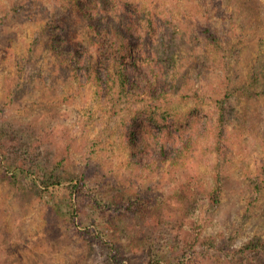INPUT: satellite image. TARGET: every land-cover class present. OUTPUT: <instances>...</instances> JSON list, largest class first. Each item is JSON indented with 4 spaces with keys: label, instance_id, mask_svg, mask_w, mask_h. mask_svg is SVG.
<instances>
[{
    "label": "rangeland",
    "instance_id": "rangeland-1",
    "mask_svg": "<svg viewBox=\"0 0 264 264\" xmlns=\"http://www.w3.org/2000/svg\"><path fill=\"white\" fill-rule=\"evenodd\" d=\"M153 1L166 6L171 0ZM193 1L200 0L177 2L186 7ZM59 2L0 0V264H112L111 258L115 264H148L151 249L174 263L264 264V103L245 109L244 96L233 97L219 121L215 102L202 99L210 92L200 88L205 78L196 72L200 60L203 74L213 75L198 59L203 46L181 44L192 60L190 80L185 94L163 103L172 116L201 109L204 120L181 152L163 160L153 151L145 155L132 140L134 132L139 142L135 123L143 118L137 110L145 96L120 100L117 86L113 95L98 96L82 70L69 79L58 64L47 37ZM213 21L230 26L220 17ZM232 21L233 38L245 45L238 55L245 74L257 50L246 45L240 20ZM6 165L85 176L91 195L105 200L97 205L80 197L75 219L66 206L51 212L48 192L29 187L22 172L15 179ZM216 181L221 187L215 203L209 199ZM67 198L61 194L58 202L67 204ZM88 224L91 231L83 228Z\"/></svg>",
    "mask_w": 264,
    "mask_h": 264
},
{
    "label": "trees",
    "instance_id": "trees-1",
    "mask_svg": "<svg viewBox=\"0 0 264 264\" xmlns=\"http://www.w3.org/2000/svg\"><path fill=\"white\" fill-rule=\"evenodd\" d=\"M177 1L171 0L163 6L160 1L153 0L149 4L142 0H60L55 9L58 14L55 13L54 21H50L54 31L47 37L48 46L58 64L65 67L69 79H78L82 70L83 77L95 87L98 96L113 95L116 86L120 100L135 94L145 96L147 103L137 110L143 118L141 121L134 118L140 127L136 131L139 142L134 132L132 140L141 153L146 155V151H153L160 160L167 159L170 153L181 152L179 148L184 145H192L194 134L199 131L198 124L204 120L201 109L190 108L186 114L172 116L169 107L163 103L166 98L170 101L177 94H185L184 88L190 80L188 64H192V60L184 54L181 44L190 47L191 43H200L203 46L198 59L207 62L204 70L213 75L203 74L200 66L204 63L200 60L196 63L199 66L196 72L205 78L200 88L210 92L204 93L202 99L210 97L215 102L219 121L222 122L226 112L232 109L230 100L233 97L244 96L245 109L252 103H264V3L259 0H213V3L200 0L184 7ZM213 17L229 21L230 26L213 21ZM232 19L240 20V34L248 36L246 45H255L253 50H257L253 64L245 74L238 66L242 58L238 55L245 45L239 47L241 42L237 32L238 39L233 38ZM78 22L80 29L75 27ZM244 114L248 116L247 111ZM205 124H210L207 118ZM6 168L12 169L15 179L22 172L29 178V187L33 184L40 191L48 192L51 212L60 213L66 206L69 212H64L75 219L80 215V197H88L97 205H102L105 200L91 195L85 176L64 178L54 170L46 171L45 167L38 171L9 165ZM215 183L216 190L209 200L216 203L221 182ZM249 185L255 191L251 183ZM61 194H68L67 204L58 202ZM61 198L66 200V197ZM190 199L185 196V203ZM91 226L88 224L83 228L91 231ZM108 244L113 256L115 245L111 241ZM115 260L111 258V263L115 264ZM165 261L166 264H184L183 259H178L177 263L167 257L161 259L151 249L148 264H164Z\"/></svg>",
    "mask_w": 264,
    "mask_h": 264
}]
</instances>
